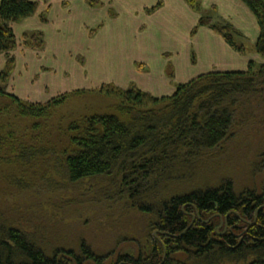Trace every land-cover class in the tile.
Returning <instances> with one entry per match:
<instances>
[{
	"label": "trees",
	"instance_id": "trees-1",
	"mask_svg": "<svg viewBox=\"0 0 264 264\" xmlns=\"http://www.w3.org/2000/svg\"><path fill=\"white\" fill-rule=\"evenodd\" d=\"M185 1L200 14L191 37L206 26L237 52L256 53L263 61L251 60L246 70L200 74L167 96L135 84H105L33 102L9 92L8 83L16 66L12 52L19 47L13 24L37 14L41 3L0 0V54L6 57L0 72V168L20 170L8 176L10 190L0 191L6 194L0 199V264H264V181L258 187L238 179L245 165L253 175L264 171V0H241L259 26L254 50L217 6ZM109 14L115 15L113 8ZM21 39L24 49L46 46L41 30L25 31ZM191 60L196 63L193 51ZM168 70L173 78L171 63ZM86 94L115 103L108 111L92 112L86 105L73 112L72 102L81 106ZM64 106L70 114L54 124ZM32 173L40 175L38 181ZM24 174L32 182L23 181ZM40 181L44 197L59 193L62 203L13 198L14 191ZM78 192L88 198L84 203L100 205L89 209L84 223L96 220L104 232V224L118 228L106 241L75 232L65 219L71 204L65 198Z\"/></svg>",
	"mask_w": 264,
	"mask_h": 264
},
{
	"label": "crops",
	"instance_id": "crops-1",
	"mask_svg": "<svg viewBox=\"0 0 264 264\" xmlns=\"http://www.w3.org/2000/svg\"><path fill=\"white\" fill-rule=\"evenodd\" d=\"M39 1L37 14L13 24L19 47L12 52L16 66L8 91L25 100L46 102L65 92L105 84L123 89L135 84L153 95L167 96L175 92L176 84L200 74L246 70L251 60L263 61L256 53L237 52L206 26L191 37L200 14L185 0H102L101 7H91L89 0ZM159 1L163 5L148 13ZM202 3L205 8L217 6L221 16L257 39V20L241 0ZM110 8L114 16L109 14ZM45 11L47 21L43 22L41 13ZM29 30L44 32L43 50L22 47V35ZM170 63L173 78L169 76ZM5 64L6 57L0 54V72Z\"/></svg>",
	"mask_w": 264,
	"mask_h": 264
},
{
	"label": "rangeland",
	"instance_id": "rangeland-1",
	"mask_svg": "<svg viewBox=\"0 0 264 264\" xmlns=\"http://www.w3.org/2000/svg\"><path fill=\"white\" fill-rule=\"evenodd\" d=\"M79 38V39H78ZM77 42H81L82 39L77 36ZM249 49H253L254 50V40L252 38H250V40L247 41ZM24 97V96H23ZM81 102V106H78L77 101L72 102V104H74V106H70L72 107V109H75V111H80V109H84L86 105L87 109H91L92 112L94 111H108L110 110V108H112V104L115 103L114 98L112 97H105L103 95H91V94H86L82 97V101ZM66 107V108H65ZM74 107V108H73ZM79 107V109H78ZM68 111V112H67ZM81 112V111H80ZM78 112V113H80ZM67 114H70V109L67 108V106H64V110L61 109L60 111H58V113L54 116V124L60 120L61 117L63 116H67ZM46 131V130H44ZM241 160H239L237 163H240ZM38 168H41V166H38ZM252 167L249 165H245L242 166L240 168V170L238 171V179L239 180H243L244 181V185L245 184H249V185H255L260 187L261 184L263 183L262 181H264V171L261 173L256 172L257 174L252 173ZM12 173H20V170H16L14 168H9L8 166H3L2 168H0V191L4 190V189H8L10 190L8 187L12 186L11 182L12 179H9L8 176L10 177ZM249 173V174H248ZM32 176L35 177V181H38V177L40 176L39 174H31ZM22 176V175H21ZM23 181L25 182H32V178L29 177L27 174H24L22 176ZM19 191H14V196L13 197L16 201H18L19 203H22V201L27 202L28 201H33V202H38V201H42V202H54L56 204H60L62 203V196L59 193H55L53 195V197H44V186L42 181L35 183V185L29 189L28 191H22L20 193H18ZM67 193V194H66ZM82 192H78L76 195H72L70 197H66L65 200H71V204L70 205H66V214H65V219L70 222L72 225V230H77V228L79 229V232L81 233H87L86 235H88L89 238H91L93 241H97L100 242L98 240V238H102V240L106 241V237H108V235L110 233H114L117 232L118 228H115V225H112L110 223L111 226H105V224L103 225L104 228H106V232H104V230L101 231L100 228V222H96V220H94V223H91L89 220V224L86 222L84 223L86 220H88V217L84 218L86 213H89L88 211H98L100 210V205L98 204H87L84 203L85 200H87L88 198L84 197V196H79V194ZM70 193L65 192L64 195H69ZM6 194H1L0 193V199H2V197H5ZM83 201V202H81ZM81 202V203H80ZM91 203V202H88ZM94 203V202H92ZM49 205V204H48ZM90 209V210H89ZM89 215L91 216V214L89 213ZM84 218V219H83ZM83 219V220H80ZM112 222V221H111ZM100 223V224H99ZM106 224L108 225V223L106 222ZM88 226V227H86ZM112 235V234H111ZM99 236V237H98ZM114 235H112L113 238ZM123 245L126 244H122L120 247H122Z\"/></svg>",
	"mask_w": 264,
	"mask_h": 264
},
{
	"label": "flooded vegetation",
	"instance_id": "flooded-vegetation-1",
	"mask_svg": "<svg viewBox=\"0 0 264 264\" xmlns=\"http://www.w3.org/2000/svg\"><path fill=\"white\" fill-rule=\"evenodd\" d=\"M226 223H227V219H225V220L221 223V225H223V226L225 225V226H226V230H227V224H226Z\"/></svg>",
	"mask_w": 264,
	"mask_h": 264
}]
</instances>
